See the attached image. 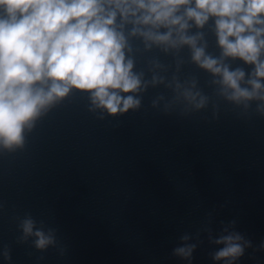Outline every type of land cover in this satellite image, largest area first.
Listing matches in <instances>:
<instances>
[{"label":"clouds","instance_id":"clouds-1","mask_svg":"<svg viewBox=\"0 0 264 264\" xmlns=\"http://www.w3.org/2000/svg\"><path fill=\"white\" fill-rule=\"evenodd\" d=\"M208 32L217 52L209 51ZM154 51L138 67V56ZM188 65L207 74L210 94ZM150 90H159L151 107L166 116L211 106L217 119L222 101L264 117V0H0V149L22 148L73 91L86 94L88 110L103 120L139 111ZM17 219V243L31 239L36 250L63 255L56 228L30 213ZM211 223L208 213L172 254L191 264L202 233L216 246L214 264L264 251V240L254 245L236 220L221 221L218 232ZM0 256L11 261L8 245Z\"/></svg>","mask_w":264,"mask_h":264}]
</instances>
